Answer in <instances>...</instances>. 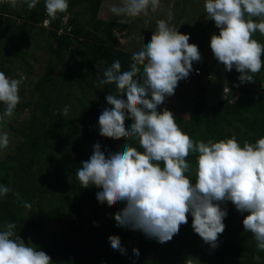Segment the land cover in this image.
<instances>
[{"label":"trees","instance_id":"1","mask_svg":"<svg viewBox=\"0 0 264 264\" xmlns=\"http://www.w3.org/2000/svg\"><path fill=\"white\" fill-rule=\"evenodd\" d=\"M103 1L69 0L68 9L55 17L47 14L44 0L34 8L24 0H18L21 6L0 3V71L10 77L20 59L30 62L24 42L33 30L47 33L49 53L28 94L25 85L31 71L27 72L23 97L13 113L18 117L28 110L29 117L19 125L8 121L18 140L15 151L0 159V184L10 189L0 198V228L14 223L15 235L45 251L52 264H264V251L244 229L248 213H240L231 201L221 205L228 215L215 248L195 233L190 214L170 241L159 243L139 230L117 226L114 215L123 204L99 202L100 189L84 188L77 179V169L93 154L94 144L99 142L107 153L127 141L126 136L116 140L99 131V116L110 107L106 96L115 89L114 84L101 83L103 73L116 60L127 70L134 53L122 47L116 34L126 31L127 24L98 19ZM86 15L90 17L85 20ZM202 74V69L197 73L194 68L185 78L200 100L187 104L191 108L187 117L173 112L178 125L194 141L235 136L243 144L264 137V67L253 74L252 82L238 78L217 104L209 102L211 80ZM65 105L70 106L67 117ZM3 109L0 104V112ZM125 122L130 124L132 118ZM128 142L139 147L136 140ZM186 159L194 182L196 154ZM24 202L32 208H25ZM110 235H118L126 251L113 249ZM134 248H139V256Z\"/></svg>","mask_w":264,"mask_h":264},{"label":"clouds","instance_id":"2","mask_svg":"<svg viewBox=\"0 0 264 264\" xmlns=\"http://www.w3.org/2000/svg\"><path fill=\"white\" fill-rule=\"evenodd\" d=\"M16 6L18 0H7ZM39 0H24L34 8ZM161 0H124L113 6L117 15H147ZM46 12L55 17L69 7V0H44ZM207 17L213 19L218 33H213L210 48L215 59L227 71L240 73V82L254 81L253 74L264 67V44L253 33L264 34V0H204ZM167 19L157 21L151 38L132 55L127 70L116 60L103 73V85H115L106 96L110 107L99 116L100 135L127 141L117 149L102 150L94 144L93 154L77 169V179L84 188L95 186L99 202L122 203L115 213L117 226L139 230L159 243L170 241L182 224L192 219V227L205 243L215 248L225 230L228 215L222 203L231 201L243 219L244 229L254 236L264 251V137L243 144L235 137L194 141L177 123L174 113L158 106L175 94L180 80L194 70L201 60L198 45L190 43V34L179 31ZM198 71V70H197ZM21 80L0 71V121L11 117L20 102ZM65 105L63 115H69ZM132 122L126 124V118ZM128 139L138 141L133 146ZM9 134L0 131V150L8 147ZM196 154L195 181L187 161ZM10 189L0 184V198ZM19 194H17L18 196ZM25 208L32 205L24 202ZM14 223L0 228V264H52L43 250L16 236ZM113 249L126 251L118 235H110ZM133 252L139 256V248ZM259 259V257H257Z\"/></svg>","mask_w":264,"mask_h":264},{"label":"rangeland","instance_id":"3","mask_svg":"<svg viewBox=\"0 0 264 264\" xmlns=\"http://www.w3.org/2000/svg\"><path fill=\"white\" fill-rule=\"evenodd\" d=\"M4 0H0L2 4ZM124 0H104L98 19L102 22H120L127 24V29L124 32H118L122 47L126 50L131 49L134 52L139 49L143 42L149 40L156 28L157 21L167 19L168 13H172L170 24L179 28V31L185 34H190V43L198 45L201 53V60L194 61L193 67L195 70L202 69L209 81V89L207 98L211 104H217L222 99L227 97L230 85H237V79L240 73L235 68L227 71L222 63H219L210 48L211 36L213 33H218L213 19L207 17L204 7V0H161L160 6L153 10L149 8L147 15L140 14L138 16L115 15L111 9L113 6L122 7ZM16 5L21 6V2ZM90 16L86 15L85 20ZM50 19L45 22V26L49 27ZM47 33H42L38 30H33L30 34L31 39L24 42V49H28V59L30 62L20 59V63L14 66V73L10 78L21 80L19 86V95L22 96L24 88L23 81H26L27 72L31 71L29 82L25 85L27 94L38 77L41 76L44 66L49 59V53L46 50V41L44 40ZM253 38L264 44V34L259 31L253 33ZM231 76V77H230ZM240 82V81H239ZM239 84V83H238ZM188 81L182 79L179 81L175 90V94L165 99L163 107H167L176 116L187 117L191 108L187 105L199 102V95L196 90L189 88ZM232 101H236L235 98ZM29 117V111H24L20 116L12 115L3 120L0 125V131H5L9 134L10 143L7 148L0 150V159L6 154L15 151L17 136L14 131L9 129L8 121H12L15 125H19L18 121Z\"/></svg>","mask_w":264,"mask_h":264},{"label":"built area","instance_id":"4","mask_svg":"<svg viewBox=\"0 0 264 264\" xmlns=\"http://www.w3.org/2000/svg\"><path fill=\"white\" fill-rule=\"evenodd\" d=\"M198 70V71H197ZM196 72L199 73L200 72V69H197Z\"/></svg>","mask_w":264,"mask_h":264}]
</instances>
